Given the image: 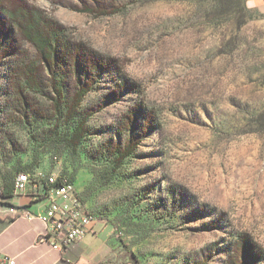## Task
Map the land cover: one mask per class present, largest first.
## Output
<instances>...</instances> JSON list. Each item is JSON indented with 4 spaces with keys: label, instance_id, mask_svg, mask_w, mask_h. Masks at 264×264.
<instances>
[{
    "label": "rangeland",
    "instance_id": "374dc122",
    "mask_svg": "<svg viewBox=\"0 0 264 264\" xmlns=\"http://www.w3.org/2000/svg\"><path fill=\"white\" fill-rule=\"evenodd\" d=\"M26 1L104 68L79 74L92 90L75 146L60 122L16 116L0 67L2 193L21 172L70 177L130 264H264V13L246 0ZM115 146L131 151L121 163Z\"/></svg>",
    "mask_w": 264,
    "mask_h": 264
},
{
    "label": "trees",
    "instance_id": "16d2710c",
    "mask_svg": "<svg viewBox=\"0 0 264 264\" xmlns=\"http://www.w3.org/2000/svg\"><path fill=\"white\" fill-rule=\"evenodd\" d=\"M0 67L6 80L5 102L16 116L60 122L74 145L81 144L88 115L80 107L92 90L89 78L104 68L87 47L72 43L57 22L26 0H0ZM40 99L50 105L42 106ZM124 119L131 127V118ZM130 153L121 146L109 150L119 163Z\"/></svg>",
    "mask_w": 264,
    "mask_h": 264
},
{
    "label": "crops",
    "instance_id": "0c3cea01",
    "mask_svg": "<svg viewBox=\"0 0 264 264\" xmlns=\"http://www.w3.org/2000/svg\"><path fill=\"white\" fill-rule=\"evenodd\" d=\"M246 2L264 13V0ZM6 195L10 196L0 199V253L13 257L15 264H130L119 255L111 228L100 220H94L87 234L65 251L51 249L39 241L44 225L25 217L27 212L44 210L48 200L34 202L29 193Z\"/></svg>",
    "mask_w": 264,
    "mask_h": 264
},
{
    "label": "built area",
    "instance_id": "2783aa9c",
    "mask_svg": "<svg viewBox=\"0 0 264 264\" xmlns=\"http://www.w3.org/2000/svg\"><path fill=\"white\" fill-rule=\"evenodd\" d=\"M13 192L16 195L29 193L34 202L44 198L48 200L44 210L33 214L27 212L25 217L38 219L44 225L45 232L39 241L55 251L63 252L80 240L95 220L74 183L66 176L44 171L19 173L13 182ZM0 264H15V259L0 253Z\"/></svg>",
    "mask_w": 264,
    "mask_h": 264
}]
</instances>
